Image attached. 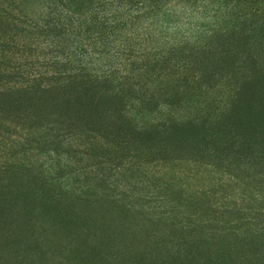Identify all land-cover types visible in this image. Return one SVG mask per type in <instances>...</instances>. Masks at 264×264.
I'll use <instances>...</instances> for the list:
<instances>
[{"label": "rangeland", "instance_id": "rangeland-1", "mask_svg": "<svg viewBox=\"0 0 264 264\" xmlns=\"http://www.w3.org/2000/svg\"><path fill=\"white\" fill-rule=\"evenodd\" d=\"M0 264H264V0H0Z\"/></svg>", "mask_w": 264, "mask_h": 264}]
</instances>
